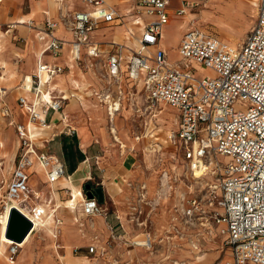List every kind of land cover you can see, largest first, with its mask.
Instances as JSON below:
<instances>
[{
    "label": "built area",
    "instance_id": "obj_1",
    "mask_svg": "<svg viewBox=\"0 0 264 264\" xmlns=\"http://www.w3.org/2000/svg\"><path fill=\"white\" fill-rule=\"evenodd\" d=\"M201 1L179 0L175 13L182 14ZM80 2L85 5L83 9L67 11L70 13L69 20L63 15L59 20L62 24L67 23L65 28L71 32L70 40L53 33L58 23L56 20H44L36 34L43 41V51L48 50L56 56L65 44H69L70 54L75 60L82 59V47L86 56H100L101 51L92 38V32L100 24L120 19L121 14L105 0ZM169 4L170 0H134L133 10L130 11L133 12L132 22L140 27L138 46L122 64L131 78L142 81L152 110H157L159 103L168 104L175 110V127L165 140L175 146L191 179L195 182L200 179L207 187L210 215L223 225L221 231L228 250V256L221 264H264V0H254V21L238 44L226 42L199 26L186 27L178 41L176 51L179 59L176 61H171L165 50L158 46L163 27L169 22ZM11 27L13 23L7 25L5 32ZM13 37L17 39L16 35ZM111 44L113 46L105 57L104 65L107 74L116 77L120 72L122 56L119 47L114 42ZM201 68H207L212 73L200 74L197 70ZM63 69L61 64L39 60L30 75L28 90L32 92V98L29 100L25 95L17 98L19 106L27 114L26 121L10 120L17 136V150L9 178L3 181V209L10 201L27 209L28 215L19 207L9 205V209L16 207L30 220L32 225L28 233L39 230L38 227L43 225V209L36 205L40 193L29 183L31 166L38 162L50 183L64 174L58 156L38 151L31 132L33 124L49 126L43 116L48 108L62 111L65 95L52 97L49 90L52 77ZM95 95L106 104L109 118L119 111V100L102 92H95ZM4 114H10L7 108ZM65 117L62 114V118ZM66 131L72 133L74 129L67 124ZM219 156L226 159L221 160ZM95 187L90 189L93 196L83 195V217L75 218L81 233L86 218L105 213L94 193ZM144 187L138 184L135 199L127 198L130 220L137 219ZM198 190L179 196V213L185 222L203 211ZM53 217V247L57 251L63 247L58 239L62 219L58 215ZM33 218H37L39 224ZM142 234L148 244L145 241L140 243L137 238L131 239V243L151 247L150 234ZM21 246L20 241L13 239L7 243L8 263L15 261ZM86 253L89 259L86 264H118L111 253L110 240L101 241L96 233L91 236ZM60 256L57 253V264H64Z\"/></svg>",
    "mask_w": 264,
    "mask_h": 264
},
{
    "label": "rangeland",
    "instance_id": "obj_2",
    "mask_svg": "<svg viewBox=\"0 0 264 264\" xmlns=\"http://www.w3.org/2000/svg\"><path fill=\"white\" fill-rule=\"evenodd\" d=\"M74 1L77 8L83 6L79 0ZM106 1L118 13L126 15L129 13L125 12L133 4V0ZM15 2L13 1L11 4L12 9L15 8ZM29 2L30 0L19 2L22 10L25 11L30 7ZM179 4V0H171L169 6L173 11ZM54 5H56L55 0H48V3L44 6L45 9L49 10V15L55 19H60L63 15L65 16L64 19L69 20L70 13L65 11V9L57 11ZM8 12L9 8L6 7L4 1L0 5V20L2 21L0 26V214L3 210L2 199L5 189L3 181L5 178H9L12 160L17 147V136L14 126L8 121L16 116L18 108L16 97L22 94L24 76L33 71L35 66L34 53L41 48L39 39L34 37V33L37 31L31 28L34 25L31 22L35 21L37 23V21L42 19L41 13L35 14L32 17L34 18L33 21L27 20L23 25L17 23L15 28L5 32L7 28L6 22L15 21L7 16ZM188 14L192 17L189 21L186 17ZM226 14L230 15V20H227ZM175 17L174 23L168 26L167 37L164 42H161L172 61L179 59L176 53V44L185 29H180V24H184V26H199L226 42L238 44L243 40L254 21L255 5L254 0H202L198 6L187 9L182 14H175ZM63 25L68 27L67 23ZM128 25V22L118 23L117 21L109 25L103 24L98 29L100 30L98 32H102L103 37L95 34L94 38L96 40L122 42L124 29ZM238 30H240V34L235 41H230L226 38L227 34L236 35ZM14 34H16L17 39L13 37ZM173 40L176 42L172 43ZM164 43L167 44L164 45ZM63 71H65L63 73H67L66 70ZM197 71L200 74L203 72L204 74L212 73L207 68H201ZM67 74L63 77L61 76L60 79L63 89H68L66 87L69 86L68 84L71 83L73 78L81 81L85 80L78 68L74 72ZM89 88L87 83H85V86H81L78 90V95L75 94L83 102L82 106H79L74 99L69 102L67 106L68 120L70 122L71 113L76 115L78 110L83 116V122L93 128L95 135H99L101 131H110L111 123L105 121L104 109L94 105L92 100H89L90 97H87L92 95L91 90H88ZM71 91L74 90L71 89ZM135 91L134 94L125 93L126 97L124 98L122 112L116 119V133L127 144L126 149L132 151V158L135 163V176L136 180H139L136 183L145 186L143 189V200L140 202L136 213L135 228L150 234L152 246L150 249L146 248L147 250H144L145 253L141 261L149 264H220L228 256V250L224 244V233L221 231V225L210 215L211 207L207 198V187L202 180L198 179V182H195L191 179L190 174L182 166L175 146L168 141L165 142L164 139L166 134L175 126L174 113L171 108L160 104L161 108L164 109L163 116L166 117V120L154 119L152 112L155 110L150 108L146 91L142 87L141 82L135 83ZM129 95L130 97H127ZM8 107L11 108L14 116L4 114V109L7 108L9 110ZM72 121L77 122L78 120L72 117ZM155 137L158 138L155 139ZM109 139L107 137L105 142L100 140L101 145L111 142ZM154 139L161 148L149 151L152 149L150 144H154ZM54 151L59 153L57 149ZM219 158L221 160L226 159L224 156H219ZM92 184L100 186L98 179H93ZM190 190L195 192L198 190L203 211L194 216L191 221L185 222L179 213L181 207L180 203L178 204V200L179 196H182L184 192L188 193ZM68 197L69 190L62 193L60 198L56 197V204H59L61 211L65 213L67 209L62 207L64 204L62 201ZM216 209L219 210L218 207ZM128 210L129 207L125 206L119 211V214L122 216L127 235L130 236V234L132 235V228L126 225L127 222L124 219V214ZM201 222L205 224H200ZM106 227L108 228V226ZM133 238L136 237L133 235L130 240ZM191 240H195L198 245L197 249H193ZM1 249L3 250V248ZM195 255H202V258L197 259ZM0 259L3 262L1 256Z\"/></svg>",
    "mask_w": 264,
    "mask_h": 264
},
{
    "label": "crops",
    "instance_id": "obj_3",
    "mask_svg": "<svg viewBox=\"0 0 264 264\" xmlns=\"http://www.w3.org/2000/svg\"><path fill=\"white\" fill-rule=\"evenodd\" d=\"M4 1L6 7L9 8L7 16L15 20L6 22V26L9 23H13V27H11V29L16 27V20H18L19 18L24 17L26 21H33L34 18L32 17L35 14L41 13L42 19L37 21V23L35 21L31 22L34 24L31 28H34L38 32L39 28L43 26L44 20L46 18H49L58 22L56 28L53 30V33L57 37L64 40L71 39V32L68 36V34L66 33V30L68 29H66L65 26L59 21L60 19H55L53 18V16H50L49 10L44 8V6H46V4L48 3V0H30V7H28V9L25 11L22 10L21 5L19 4V2H21L22 0H2L0 2V5ZM13 1H16L14 9L11 8V4L13 3ZM60 1H63V3H61L60 6L58 5V8L56 7V5H54L57 11L61 9L70 11L72 9H83L85 7V5L81 2L83 6L77 8L75 6L74 0L70 2L68 0H55L56 3ZM105 2L108 3L106 0ZM133 6L134 0L132 6H130V8H128V10L125 12L129 14L126 15L120 13L121 18L115 20L118 23H129V25L124 29V38L122 42H117L114 40H96L94 38L95 34L99 37H103L102 32H98L100 31L98 30L99 27H101L103 24H113L115 21L100 24L93 30L92 38L97 42L101 51L100 56L98 57L86 56V50L84 47H82L80 49V56L82 57V59L75 60L70 54L69 44H65L59 54L53 56L48 50L43 51V41L39 40L41 48L38 51H40V54L37 55L36 51L34 53L35 66L30 75L35 71L37 62L41 60L43 62L63 65V70H66L68 74L74 72L78 68L82 72L85 80L81 81L79 79H75L77 81V85L71 82L70 84H68L69 86L66 87L68 89H63L64 87H61L62 84L60 79L61 76L63 77L67 73L65 74L63 73L65 71H62L53 76L52 80L50 81L49 92L52 97H61L62 95H65L62 101L63 112L48 108L43 116H45L46 121L49 123V126L39 127L36 124L31 125V132L35 140V144L37 145V150L48 151L58 156L63 164L64 174L57 181L50 183L47 182L44 168L41 167L38 162H35L31 166L29 170V183L35 190H38L40 193V197L36 201V205L39 208L43 209V225L39 230L31 232L27 241L18 250L16 259L12 264H57V253L61 255L60 258L64 264H77L78 262L80 264H86L89 261L86 253V246L91 241V236L94 233L97 234L98 238L101 241L110 240L111 253L118 260V264H149L145 261H141V258L145 253L144 250L147 249L142 246L132 244L130 240L131 236L140 234L143 231L135 228V221L130 220V210H128L124 214V219L127 222L126 225L132 228V235L130 234V236H128V233L126 232V228L124 226V222L121 218L122 216H120L119 214V211L122 208H124L125 206L129 207V199H127L128 197H130L131 200L135 199L138 192V184L136 182L139 180H136L135 176V163L132 158V151L126 149L127 144L123 142L121 138H119V140L116 137L114 138L113 131H111L112 126L115 128V133L117 131L116 119L122 112L124 98L126 97L125 93L134 94L137 91H135V83L141 82L142 84L141 80L131 78L128 74V71H126L124 65L122 64L126 62L132 51L138 46L137 37L140 33V27L132 22L133 12H131L130 10H133ZM175 9L172 11L171 7L169 6V22L163 27V30L165 27H168L174 23V20L176 18ZM39 23L40 25H38ZM1 24L2 21L0 20V26ZM59 27L61 28V30H58ZM63 31L65 32L62 33ZM37 32L34 33V37H36ZM111 42H114V45L119 47L122 56V65L120 67V72L116 77L109 76L105 70L104 65L105 57L113 46ZM161 42L162 38L158 46L162 47L167 54V51L161 45ZM174 42L176 41L173 40L172 43ZM167 43H164V45ZM177 45L178 43L176 44V48ZM153 48L154 47L152 46L151 49L153 50ZM167 57L171 60V57H169L168 54ZM85 83H87V85L90 87L88 90H91L92 93V95L87 97H90L89 100H92V103L94 105L100 106L104 109L103 112L105 113V121L107 123L108 121L109 123H111V126L109 127L110 131L108 132L104 130L101 131L99 135H95L93 128L87 123L83 122V116L80 112H78V110L76 111V115L71 113L72 116L70 117V122L68 120L69 113L67 106L69 102L74 99L79 106H82L83 102L80 101V98H77L75 94L78 93V90L81 86H85ZM71 89H73L74 91L70 92ZM22 91V94H19L18 96L25 95L29 100L32 98L31 91H29L28 89L26 91L24 88ZM95 92H102V94L119 100V111L116 112L112 118H109L106 104L99 101V99L95 95ZM18 96L16 97V104L18 107L17 113L16 116L13 117V120H15L16 122L25 123L27 114L24 109L19 106L17 102ZM127 97H130V95ZM160 104L164 103H159V105L157 106V110L154 109L155 111L152 112V117H154V119L165 121L166 117L163 116L164 109L161 108ZM133 105L135 106L134 103ZM164 105L171 108L175 115V110L173 107L168 104ZM40 108L41 107L39 106V109ZM158 108L160 109L159 111ZM9 110V115L14 116L11 108H9ZM62 114L66 115L65 119L62 118ZM72 117L76 118L79 122H73L74 120L72 121ZM89 119L91 120L90 116ZM10 120L8 121L9 123L11 122ZM67 124L70 126L72 125L74 129L72 133L66 131ZM116 135L118 136L117 133ZM107 137L110 138L109 140H111V142H106L107 144L105 143L104 145H101L100 140L105 142L107 140ZM155 139L154 144L156 143ZM153 146L155 150L157 146ZM158 148H161L159 144ZM55 149H57L59 153H56V151H54ZM93 179H98V184L102 188L103 201L100 202V204L105 209V213L86 218L85 228L81 233V231H79L78 229V225L75 222V218L83 217L81 208L83 198L78 201V204L75 208L65 206V204H63L62 207L67 209V212L65 213L61 211V206L59 204H56V197L60 198V195L68 190L70 194V184L79 187L82 195H84V193H86V183L90 184V189L92 186H95L92 184ZM66 200L62 202H65ZM54 215H58L62 219V224L60 225V235L58 239L63 247L57 251L53 247L55 239L52 235V231L55 227L53 220ZM220 225L221 227L223 226L221 223ZM102 226L104 229L102 228ZM106 226H108V228ZM6 249L7 244L3 247V254H0L3 259V262L0 259V264H8L6 260ZM66 257H68V263L66 262ZM82 258L85 259L84 262L82 261ZM222 261L220 262V264L222 263Z\"/></svg>",
    "mask_w": 264,
    "mask_h": 264
},
{
    "label": "bare ground",
    "instance_id": "obj_4",
    "mask_svg": "<svg viewBox=\"0 0 264 264\" xmlns=\"http://www.w3.org/2000/svg\"><path fill=\"white\" fill-rule=\"evenodd\" d=\"M61 3H63V1L62 2L61 1L60 2H57L56 3V7L58 8V5L60 6ZM186 17H187L188 21L192 19V17L190 16V14H188ZM226 18H227V20H230V15L229 14H226ZM16 22L19 23V24H21V25H23L26 22V19L24 17H21L18 20H16ZM188 26H190V25H188ZM188 26L187 25L184 26V24H180V28H186ZM58 30H61V28L59 27ZM66 32H67V34L69 36L70 31L69 30H66ZM167 32H168V27H165L164 30H163V33H162V42H164L165 38L167 37ZM239 34H240V30H238L236 32V35H234V34H227L228 36H226V38L229 39L230 41H235L237 39V37L239 36ZM232 44H235V42H233ZM36 54L39 55L40 54V51H36ZM1 66L4 67L3 64H1ZM30 82H31L30 74H26L24 76V80H23V84H22L23 85L22 87L26 91H27V89L30 88ZM71 82L73 84L77 85V81L75 79H72ZM111 131H113L114 138L116 137L119 140L120 137L116 135L115 128L113 126L111 128ZM103 137H105V136H103ZM157 138L158 137H156V139ZM153 145L157 146L155 149L158 148V144L157 143L150 144V147L152 149H150L149 151H151V150L153 151V149H154ZM70 186H71L70 187V194H69V197L67 198V200L64 202V204H65V206H69V207H74L75 208L77 206V204H78V201L81 200V198H83V195H82V192H81V190H80L79 187L73 186L71 184H70ZM10 204L13 205V206L19 207L22 210V212H24L25 214H27V215L29 214L27 209L21 207L15 201H10L6 205V207L2 210V213L0 215V254H3V250L1 248H3L11 240L10 238L6 237L5 236V233H4L5 232L6 223H7V220H8V215H9V210H10L9 209V205ZM33 220H34V222L36 224H39V221H38L37 218H33ZM200 224H205V223L201 222ZM38 229H40V228L38 227ZM30 234L31 233H28L23 238V240L20 241L21 245H23L27 241V239L29 238ZM136 238H137V240L140 241V243H144V241H145V243L148 244V242H146V240H145V237H143L142 233L138 234ZM190 242H191V246L193 247V249H197L198 248V245L195 242V240H191ZM67 255H69V254H67ZM195 257L197 259H201L202 258V255H195ZM82 261L84 262L85 259L82 258ZM66 262L68 263V257H66ZM8 264H10V263H8ZM180 264H188V263H180Z\"/></svg>",
    "mask_w": 264,
    "mask_h": 264
},
{
    "label": "water",
    "instance_id": "obj_5",
    "mask_svg": "<svg viewBox=\"0 0 264 264\" xmlns=\"http://www.w3.org/2000/svg\"><path fill=\"white\" fill-rule=\"evenodd\" d=\"M87 196H93L90 190V184H85ZM94 193L97 195L99 202L103 201V191L100 186L94 188ZM30 220L16 207H11L9 210L8 220L5 228V236L15 241H22L31 228Z\"/></svg>",
    "mask_w": 264,
    "mask_h": 264
}]
</instances>
